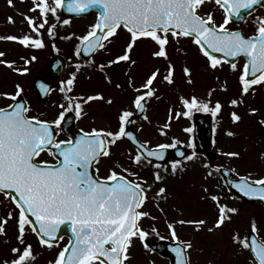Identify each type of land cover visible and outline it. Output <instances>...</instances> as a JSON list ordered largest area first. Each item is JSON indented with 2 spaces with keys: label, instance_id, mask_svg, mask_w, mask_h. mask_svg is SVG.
<instances>
[{
  "label": "snow or ice",
  "instance_id": "snow-or-ice-1",
  "mask_svg": "<svg viewBox=\"0 0 264 264\" xmlns=\"http://www.w3.org/2000/svg\"><path fill=\"white\" fill-rule=\"evenodd\" d=\"M209 3L213 4V8L205 11ZM261 3L264 0H32L31 7L20 13L28 26L27 31L22 29L19 34L0 35V40L28 49H42L46 46L44 32L49 36L57 34V24L50 23L49 16L69 25L71 19L60 15L62 9L76 14L98 9V15L88 30L78 36L74 55L80 57L82 53H87L89 59L76 61V71L60 81L63 102L55 119L31 114L32 106L24 97L22 81H14L13 90L0 91V98L8 101L0 105V205L7 209L0 214V237L4 238V243L11 245V255L0 258V264H35L41 253L27 239L28 234L35 235L42 249H52L63 239L61 225L66 226L71 236L47 264H131L136 240L149 248L148 237L152 233L159 235V232L154 225L149 228L143 226L145 219L157 220L147 210V203L153 201L157 210L167 216L161 206L170 197L164 181L168 175L186 171L189 163L195 162L201 154L195 150L194 143L177 136L156 143L150 139L140 140L136 133L129 130L135 123L133 118L140 113L145 121L150 122L147 105L153 99L164 98L157 87L158 81L168 87L179 86L174 56L181 57V83H195V69L186 60L188 48L181 44V41H188L206 61L205 70L210 69L213 73L222 71L227 63L231 73H238L239 94L229 97L227 104L231 108V122L237 124L242 121L239 106L246 103L249 94L255 96L256 86L264 85V15L254 17L252 34L231 25L235 18H244L247 10ZM7 4L15 7L14 0H7ZM217 9L221 11L219 21L216 19ZM30 12L36 15H29ZM7 20L11 24L16 23L11 15ZM121 31L128 34L121 52L106 62L96 63L95 55L99 52L110 54L109 45ZM75 35L72 33L65 38L71 39ZM141 40L152 42L154 47L150 49V57L162 59L164 66L153 65L137 85L131 73L139 63L133 54ZM6 56L5 51H0V65L19 76L29 74L31 65L38 60L35 54L22 55L19 57L22 63L18 64L17 60L6 59ZM240 57L244 58L242 65L237 62ZM121 62L128 65L125 74L128 75V86L133 96L130 103L119 108L117 126H94L87 131L80 129L79 135L58 139L64 122L69 118L66 113L74 112L79 118L86 114L84 108L90 102L115 103V97L106 96L103 91L71 95L81 67L94 66L108 84L123 90L124 85L114 81L107 71ZM214 79L220 81L218 75ZM40 86L45 94L49 91L43 81ZM229 87L226 78L218 87H210L204 96L181 92L178 96L181 107L170 105L167 120L157 131L161 136L168 137L174 119L191 118L196 112H204L214 118L215 134L223 120L225 104L222 99H213V96L218 90L227 92ZM247 110L252 115L260 113L258 107L250 105ZM259 123L264 125V115L260 116ZM139 127L142 131L144 125ZM184 130L191 133L193 128ZM225 135L234 137L237 132L227 128ZM122 139H128L133 144L125 150L127 165L119 159L114 160L107 174L101 175V161L114 154L113 148ZM185 145L192 151H185L182 147ZM170 150L175 151L179 158L169 159ZM43 153L53 159H45ZM220 154L229 159H239L242 155L240 151L225 152L223 149ZM260 159L264 160V152L260 153ZM202 165L205 178L223 172H234L238 177L227 181L231 185L229 197L202 185L200 199L210 200L216 208V217L207 228L209 232L222 229L240 212L238 207L224 203L225 199L249 198L264 203V176L241 175L234 167L225 169L224 165L210 161H202ZM147 166L152 168L151 182L140 174ZM233 188L236 192H232ZM9 222H14L12 236H9ZM166 223L171 238L176 241L172 248L176 264H193V240H181L176 225H190L199 232L208 225V220L203 217L181 218L166 220ZM259 232L255 216L249 218V230L244 235L239 229L232 231L231 244L238 246L240 254H248L247 264H264V237ZM208 264H213V261L209 260Z\"/></svg>",
  "mask_w": 264,
  "mask_h": 264
},
{
  "label": "flooded vegetation",
  "instance_id": "flooded-vegetation-1",
  "mask_svg": "<svg viewBox=\"0 0 264 264\" xmlns=\"http://www.w3.org/2000/svg\"><path fill=\"white\" fill-rule=\"evenodd\" d=\"M213 8V4L209 3L205 11L210 10ZM258 15H264V7L258 6L253 12L248 14L244 20L237 24L234 22L231 26L233 28H241L245 33L252 34L255 29L254 17ZM62 18H70L71 23L69 25H64L59 22H55L57 24L56 35L49 36L47 32H44V39H45V47L42 49H28L27 48V55L35 54L38 57V60L31 65V71L29 74L19 76L16 74L14 76V80H12V86L14 81L20 80L23 83L25 88L24 97L31 103L32 106V115H41L47 119H55L56 116L61 111L59 105L63 102V94L60 93V81L66 80L70 73L76 71L75 62L76 61H85L89 59V55L80 57H76L74 55L75 46L78 44V36L84 34L88 30V26L95 22V13H91L85 17L76 16V17H62ZM216 19L219 21L221 19V11L217 9L216 11ZM24 20V18L22 19ZM78 21V22H75ZM24 30L27 31V24L26 22L23 23ZM75 33L76 35L73 36L71 39H66L69 34ZM128 39V34L125 31H121L118 36L114 38V42L109 45L111 49V53L106 52H99L95 55L94 59L96 63L106 62L108 59L114 57V55L121 52L124 44ZM182 45H186L188 48V55L191 56V53H194L195 57L198 58L197 63L202 67L205 68L206 61L204 58L199 55L197 49L194 45H191L188 41H181ZM145 45L151 49L154 47L151 41L149 40H141L139 41V45L136 48L133 56L134 58L138 59V61L142 62V66L144 67L143 55L148 54L149 52L145 49ZM58 49V50H57ZM181 61V57H177ZM59 62V63H58ZM128 65L126 63L121 62L118 66L109 67L107 71L113 76L114 81H118L123 84V80H125V85L127 87L128 75L125 74ZM224 67V66H223ZM229 68V66H228ZM210 70V69H209ZM137 69L134 67L132 69L131 75L135 76ZM214 77L220 75V81L222 82L224 77L222 72L219 70L213 73ZM237 74L231 73L232 81L229 85H239L236 76ZM91 77L90 79L88 77ZM179 83H181V76L178 77ZM43 81L44 84L47 86L46 98L45 100H41L45 91L41 89L40 82ZM138 84L141 83L137 81ZM184 85V84H183ZM185 86V85H184ZM157 87H159V82H157ZM257 91L255 96L253 97L249 94L247 97L248 103L250 106L258 107L260 109V113L256 115H252L251 117L247 118L249 120V124L242 129H237V135L235 138V142L232 145L227 146L224 148V141L226 139L225 135V128L222 126H218L219 129V137L216 138V142L213 143L214 137H212L211 141V149L216 144L215 147V161L214 164L216 165H224V167L236 168L237 172L241 175L243 174L239 171L238 168L241 166L248 167L250 164L243 162L244 158L241 155L239 159H229L226 156L220 154V150L223 149L225 152L229 150L234 151H242L241 143L245 144V150H248L249 143L252 145V150L258 152L259 156L261 152H264V125L259 123V118L261 115H264V88L260 86H256ZM236 91L233 94L230 90V95H227L224 98L223 91H217L214 94V99L220 98L224 101L225 107L223 111V121L225 119L230 123L229 112L230 106L227 104V100L229 97L233 95L239 94V87H236ZM94 91H103L105 95H113L115 97V103L108 105L105 104L103 101H94L90 102L88 105L85 106L84 112L85 115L77 118L74 113V125L79 129L90 130L92 127H100V126H107L115 128L118 124L117 114L119 108L122 105L130 103V99L133 96V92L127 91L123 88L117 89L114 85L108 84L104 76L101 72L97 71L94 66H82L78 72L75 87L71 95H76L79 93H92ZM259 96V97H258ZM115 104H119V108H113ZM227 110V111H226ZM99 115L100 117H96ZM148 115V109H147ZM242 115V114H241ZM225 117V118H224ZM95 118V119H93ZM135 123L133 124V128L137 133L140 140L150 139L153 143L158 142V137L155 135H151V137L142 136L140 133V124L145 123L143 120V115H139L133 118ZM159 119V116L155 114L150 118V122ZM245 120V119H244ZM243 122L240 121V123ZM238 124V123H237ZM236 124V125H237ZM250 126V127H249ZM254 130V136L252 137L248 133L244 132L245 130ZM252 127V128H251ZM68 135L64 131H60L58 134V139H68ZM183 141L191 142L190 136L183 135L179 137ZM155 140V141H153ZM240 141V143L238 142ZM133 147L127 139H122L114 148H113V155L110 158L103 159L99 165L100 174L106 175L107 169L109 165L112 163L113 160H121L127 165V160L124 159L125 150L127 148ZM186 147V145L184 146ZM187 148V147H186ZM188 152H191L192 149L187 148ZM45 159H53V157L49 156L47 153L42 154ZM172 158H179L176 155L169 157ZM248 160L247 157H245ZM190 170L189 165L186 171L182 173H178L177 175H168L167 179L164 183L167 185L170 197L166 202H163L161 206L167 212V216L163 213L159 212L155 206V203L151 201V206L153 207L154 216L157 217V223H166V220L172 219H190L194 218H201L205 217V214L211 212L212 219L216 217V208L213 202L210 200H201L200 197L203 194L202 190L195 191L192 189V177L191 174L188 172ZM232 176H236V173L231 172ZM140 174L143 176L142 171ZM200 179V178H199ZM211 180H208L210 183V187L216 184V189H219L222 193L223 190V176L221 173H215L213 176L210 177ZM201 180V179H200ZM219 185V188L217 187ZM159 184L156 185L158 187ZM212 191V190H211ZM227 195H231L228 193ZM235 201H241L239 199H234ZM253 203V202H251ZM251 203H246L242 200L243 206H249ZM182 212V215H181ZM212 221V220H211ZM154 238H160L154 236L152 233L150 235ZM63 239L66 240L65 237ZM170 239V238H169ZM202 243V241H201ZM205 247V246H204ZM136 252H139L142 255L143 251L151 252L158 254L157 252L149 249V248H142L136 249ZM203 251H206V247ZM137 254V255H140Z\"/></svg>",
  "mask_w": 264,
  "mask_h": 264
},
{
  "label": "rangeland",
  "instance_id": "rangeland-1",
  "mask_svg": "<svg viewBox=\"0 0 264 264\" xmlns=\"http://www.w3.org/2000/svg\"><path fill=\"white\" fill-rule=\"evenodd\" d=\"M15 3V2H14ZM23 6H20L18 3H15V7L14 9H19ZM13 8V7H12ZM29 7L25 6V10H28ZM11 15L15 18L16 23L15 24H11L8 22L7 17ZM6 18V19H5ZM19 15H17V13L14 10H11L10 7H7L6 3L4 2V0H0V26H1V31L3 32V27L7 28L9 30V27H15L18 28L17 26V22L19 21ZM78 22V21H75ZM10 30H13L12 28ZM17 32H20V27L17 30ZM0 33V34H2ZM17 45V43H10V42H2L0 43V48L2 51H5L7 53V56L5 58H13L14 56L11 54L12 51V47ZM184 46H186L184 44ZM4 48V50L2 49ZM145 49L149 52V54H144L143 55V61H145V64H150L147 66H142V62L139 61L138 65L136 66V69L138 72H136L135 74V82L138 85L137 81L142 82V79L145 75V73L149 70V68H151L153 65H159L161 67L164 66V61L161 60H155L153 58L150 57V49L145 45ZM24 52V51H23ZM22 52V54H24ZM22 56V55H21ZM196 57L194 55H192V57H188L186 58V60H188L190 63L193 64V60ZM16 60V59H15ZM19 63H22L20 60ZM18 63V64H19ZM191 64V66H193ZM195 69V73H194V80L195 83L194 84H190L189 87L186 86L185 89H191L192 92L199 94L200 96H202L203 94V89H204V95H206L208 89L210 87L213 86H217L219 85V83L221 81H217L214 79V75L213 72L211 70H205L204 67L201 68L200 65L196 64L195 66H193ZM10 72H12L11 69L6 68L5 66L0 65V91L3 90H12V79L14 80V77L10 74ZM219 72H222L224 79L227 78L228 82L231 84L232 81V77H231V72L229 70V68L227 66L223 67V70H219ZM220 77V75H218ZM223 79V80H224ZM159 82V81H158ZM123 85H124V89L127 91V93H129L130 91H132V89L128 86V81H127V87L125 85V80H123ZM229 90L234 94L236 89V85H229ZM161 92L165 95V99L167 101H170V103H176L177 102V93L174 87H168L166 85H162L159 82V87ZM229 90L227 91V93L229 92ZM172 94V97H169V94ZM198 95V96H199ZM172 100V101H171ZM4 99L0 98V105L4 103ZM248 101H246L245 104H242L239 106L238 111L242 114L243 116V122L242 123H238L237 125L234 126V124L229 123L226 119L225 121H223V126L224 127H228V128H232L234 131H237V129H242L243 127H246L249 124V120H246L247 118L251 117V114L248 113V106L249 104H247ZM119 104H115L113 106V108L118 109L119 108ZM162 110H165L162 109ZM227 111V110H226ZM156 114V110L154 107L148 108V116L149 118H152V116H154ZM166 112L162 111L161 113V117L159 119H156L155 121H152L151 124L148 121H145L144 123V127L143 130H140V133L142 136L145 137H151V135H154V132L152 131V129L154 131H156L157 129L154 127H157L159 125V122H163L164 120V116H165ZM96 117H100L99 115H97ZM225 118V117H224ZM245 119V120H244ZM180 123H178L177 121L172 122V127H171V131L168 132V137H164L161 136L160 134L157 135L155 133V135L158 137V141L159 140H165L168 139L169 136L171 135V133L175 134V129L176 127L179 128ZM250 127V126H249ZM247 128L249 130H245L244 132L248 133L249 135H251L252 137L254 136V130H250V128ZM252 128V127H251ZM176 134L179 137L183 136L182 132H176ZM226 139L224 141V148H226L229 145L234 144L235 142V138L234 137H230V136H225ZM155 141V140H153ZM240 143V141H238ZM241 149H243L241 151L242 153V157L244 158L243 162L250 164L248 167H244L241 166L239 169V171L241 172H247V173H251L254 176H257L259 174L264 173V160L260 159V156L258 154V152L252 150V145L249 143V148L248 150H245V144L241 143ZM248 158V160H246V158ZM124 159H126V155H124ZM114 161V160H113ZM144 175L146 176L149 180V182L152 181V173L151 168L144 169ZM196 172V171H195ZM192 179V189L195 191L198 190H202V185H207L209 187L210 190H212L213 192L216 190L217 192H221L220 190L216 189V184L212 185V187H210V183L209 181L204 178L203 180L199 179V175H192L191 176ZM195 177V178H194ZM168 178V177H167ZM166 178V179H167ZM203 178V177H201ZM207 180V181H206ZM2 198V197H0ZM230 205L232 206H237L235 202H233L232 200H230L229 198L226 200ZM151 200L147 203L146 208L147 210L151 211L152 214L153 213V207L151 206ZM255 206V217L257 218L258 222H259V226H260V235H262L264 237V214L261 213V209L258 205H254ZM240 212L238 215L233 216V219L231 222H229L228 224H226L222 229H217L215 232H209L207 230L208 227L211 226L213 220L211 216V212H208L205 214V217L208 220V225L205 226V228L199 232L195 231L194 228L191 226H187L185 225H176L177 228V233L180 236V238L186 240V239H191L193 240V243L195 245L191 255H192V260L194 262V264H208V261L211 260L213 261V264H247V253L244 254H240L239 253V249L238 246H235L233 244H231V234L232 231L234 229H239L241 235H244L246 232V229L249 226V218H250V212L254 211L253 208L248 207V208H239ZM5 208L0 205V214L5 213ZM212 220V221H211ZM13 224L14 222H9L8 228H9V236L13 235ZM144 227L149 228L150 225H154L157 229L160 235H168L170 233L169 229L167 228L166 224L163 223H157L156 220L152 221L149 219H145L144 222ZM156 234V233H154ZM157 235V234H156ZM30 233L27 236V239H31ZM202 241V243H201ZM34 242V240L32 241ZM34 245L36 247V251L38 250V248L40 250H44L45 253H52L53 256L56 253L55 252V248L53 247L52 249H42L39 244L34 242ZM208 248L209 250L207 251L206 254L203 253V250L205 249V247ZM11 245L10 244H6L4 243V238L0 237V258H2V256H10V255H6L9 250H10ZM38 247V248H37ZM138 247H140V241L136 240L135 242V246L133 247L132 253L134 251L135 248L138 249ZM213 248V249H211ZM5 254V255H2ZM142 261L141 262H137L136 259H132L131 264H152V263H157V264H166V259L163 258L162 256H150V255H146L144 252L142 253ZM41 258L38 257V259L36 260L35 264L40 262ZM45 264V263H44Z\"/></svg>",
  "mask_w": 264,
  "mask_h": 264
},
{
  "label": "water",
  "instance_id": "water-1",
  "mask_svg": "<svg viewBox=\"0 0 264 264\" xmlns=\"http://www.w3.org/2000/svg\"><path fill=\"white\" fill-rule=\"evenodd\" d=\"M89 10H93V9H89ZM88 10V11H89ZM96 10H98V9H96ZM62 11L63 12H65L66 14H71V13H68L67 11H66V9H62ZM195 124H196V128H197V133H199L200 132V130L202 129V124H201V120H200V118L199 117H196L195 118ZM251 200V199H250ZM63 232V231H62ZM149 244L151 245V246H153V247H158V248H166V249H168V246H167V243L166 242H164V243H162V244H158V243H156L155 241H153V240H149ZM173 245V244H172ZM174 246V245H173ZM172 246V247H173ZM173 259H174V261L176 262V257H175V253H173Z\"/></svg>",
  "mask_w": 264,
  "mask_h": 264
}]
</instances>
